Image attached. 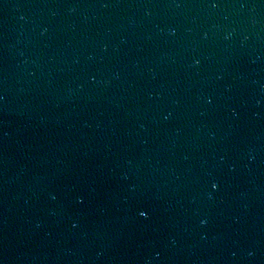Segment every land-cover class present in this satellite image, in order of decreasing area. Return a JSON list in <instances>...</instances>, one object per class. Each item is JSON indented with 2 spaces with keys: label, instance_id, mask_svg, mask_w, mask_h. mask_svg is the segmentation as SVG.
<instances>
[{
  "label": "water",
  "instance_id": "water-1",
  "mask_svg": "<svg viewBox=\"0 0 264 264\" xmlns=\"http://www.w3.org/2000/svg\"><path fill=\"white\" fill-rule=\"evenodd\" d=\"M0 264H264V0H0Z\"/></svg>",
  "mask_w": 264,
  "mask_h": 264
},
{
  "label": "snow or ice",
  "instance_id": "snow-or-ice-1",
  "mask_svg": "<svg viewBox=\"0 0 264 264\" xmlns=\"http://www.w3.org/2000/svg\"><path fill=\"white\" fill-rule=\"evenodd\" d=\"M213 6H215V5H213ZM216 187H217V185L214 184V183L211 185V188H212L213 190H215ZM139 215L143 218V217H145L146 214H145V212L140 211V212H139ZM73 226H75V225H73Z\"/></svg>",
  "mask_w": 264,
  "mask_h": 264
},
{
  "label": "clouds",
  "instance_id": "clouds-1",
  "mask_svg": "<svg viewBox=\"0 0 264 264\" xmlns=\"http://www.w3.org/2000/svg\"><path fill=\"white\" fill-rule=\"evenodd\" d=\"M203 223H204V221L202 220V221H201V224H203Z\"/></svg>",
  "mask_w": 264,
  "mask_h": 264
}]
</instances>
